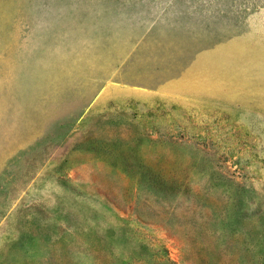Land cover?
Listing matches in <instances>:
<instances>
[{"label":"rangeland","instance_id":"1","mask_svg":"<svg viewBox=\"0 0 264 264\" xmlns=\"http://www.w3.org/2000/svg\"><path fill=\"white\" fill-rule=\"evenodd\" d=\"M0 264H264V0H0Z\"/></svg>","mask_w":264,"mask_h":264}]
</instances>
